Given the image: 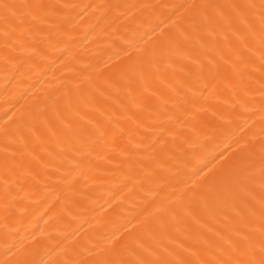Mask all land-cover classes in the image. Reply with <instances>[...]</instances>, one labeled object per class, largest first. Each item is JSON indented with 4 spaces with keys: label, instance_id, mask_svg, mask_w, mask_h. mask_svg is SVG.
Masks as SVG:
<instances>
[{
    "label": "bare ground",
    "instance_id": "6f19581e",
    "mask_svg": "<svg viewBox=\"0 0 264 264\" xmlns=\"http://www.w3.org/2000/svg\"><path fill=\"white\" fill-rule=\"evenodd\" d=\"M0 264H264V0H0Z\"/></svg>",
    "mask_w": 264,
    "mask_h": 264
}]
</instances>
